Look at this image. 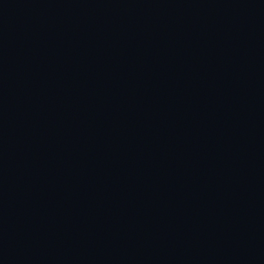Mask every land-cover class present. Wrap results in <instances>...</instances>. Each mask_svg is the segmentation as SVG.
I'll use <instances>...</instances> for the list:
<instances>
[{
  "label": "water",
  "instance_id": "water-1",
  "mask_svg": "<svg viewBox=\"0 0 264 264\" xmlns=\"http://www.w3.org/2000/svg\"><path fill=\"white\" fill-rule=\"evenodd\" d=\"M0 264H264V0H0Z\"/></svg>",
  "mask_w": 264,
  "mask_h": 264
}]
</instances>
